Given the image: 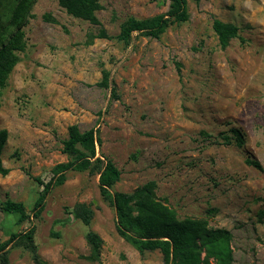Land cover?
<instances>
[{
    "label": "rangeland",
    "instance_id": "374dc122",
    "mask_svg": "<svg viewBox=\"0 0 264 264\" xmlns=\"http://www.w3.org/2000/svg\"><path fill=\"white\" fill-rule=\"evenodd\" d=\"M97 1L99 24L57 0H35L20 29L24 48L0 89L9 169L0 175V204L21 202L29 217L0 209V245L33 226L37 256L21 235L0 250V264H162L158 250L141 254L118 235L96 173L67 171L33 215L42 193L33 178L47 182L71 159L63 151L71 124L97 130L96 156L120 171L110 192L153 180L178 218L230 231L231 264H264V0H188L186 21L158 37L132 31L127 41L116 38L125 19L164 14L170 0ZM214 19L238 27L224 47ZM101 29L106 38L97 37ZM102 69L108 87L97 85ZM77 203L92 209L89 224L74 216ZM90 230L101 239L97 258Z\"/></svg>",
    "mask_w": 264,
    "mask_h": 264
},
{
    "label": "trees",
    "instance_id": "16d2710c",
    "mask_svg": "<svg viewBox=\"0 0 264 264\" xmlns=\"http://www.w3.org/2000/svg\"><path fill=\"white\" fill-rule=\"evenodd\" d=\"M187 1L170 0L166 13L150 18L128 17L121 23L116 38L127 41L132 31H141L144 35L158 37L171 22L188 19ZM34 2L35 0H0V89L17 63V52L24 48L23 33L20 29L31 17L30 10ZM57 3L68 14L91 24H99L95 11L101 6L97 0H57ZM43 18L56 23V19L49 14H44ZM212 28L222 47L226 46L230 39L237 37L238 27L232 23L214 19ZM97 37L106 38L107 35L101 29ZM108 75L109 72L102 69L101 79L97 85L108 87ZM112 95H114L113 89ZM234 133L237 144H241V134L238 130H234ZM67 134V138L63 141V151L71 159L55 166L53 175L47 182H42L38 177L33 178L42 186V193L33 205L34 216H37L44 207V198L50 189L63 183L67 171L88 170L90 173L98 174L99 192L114 209L115 229L118 235L139 253L158 250L162 255V264H211L210 258L213 259L212 264H231L233 258L228 245L231 238L229 230L209 228L202 219L178 218L157 197L156 184L153 180L135 187L128 193L110 192L119 179L120 171L110 159L96 156V146L100 144L97 130L92 127L80 131L76 124H71L67 127ZM6 139L7 131L0 129V175H6L9 171L1 159ZM0 209L19 213L20 220L29 217L21 202L6 200L0 204ZM73 214L84 224H89L93 211L77 203L73 208ZM32 233L33 226L25 233L11 234L8 240L0 245V250H3L9 241L22 235L28 241V247L36 259ZM85 238L90 247V257L97 258L101 245L99 235L90 230ZM203 252L204 256L201 258Z\"/></svg>",
    "mask_w": 264,
    "mask_h": 264
}]
</instances>
